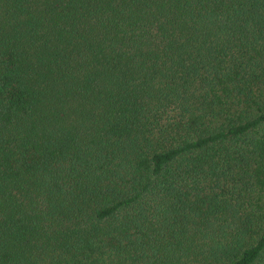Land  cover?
Listing matches in <instances>:
<instances>
[{
  "label": "trees",
  "instance_id": "1",
  "mask_svg": "<svg viewBox=\"0 0 264 264\" xmlns=\"http://www.w3.org/2000/svg\"><path fill=\"white\" fill-rule=\"evenodd\" d=\"M0 264H264V0H0Z\"/></svg>",
  "mask_w": 264,
  "mask_h": 264
}]
</instances>
